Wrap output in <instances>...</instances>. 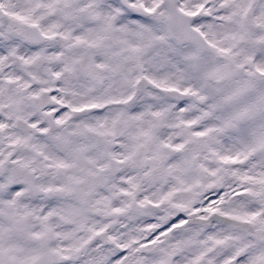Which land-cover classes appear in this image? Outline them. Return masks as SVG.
I'll list each match as a JSON object with an SVG mask.
<instances>
[{
    "label": "snow or ice",
    "instance_id": "obj_1",
    "mask_svg": "<svg viewBox=\"0 0 264 264\" xmlns=\"http://www.w3.org/2000/svg\"><path fill=\"white\" fill-rule=\"evenodd\" d=\"M0 264H264V0H0Z\"/></svg>",
    "mask_w": 264,
    "mask_h": 264
}]
</instances>
